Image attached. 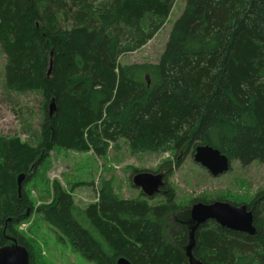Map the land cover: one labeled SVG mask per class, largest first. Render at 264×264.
<instances>
[{
    "label": "trees",
    "instance_id": "16d2710c",
    "mask_svg": "<svg viewBox=\"0 0 264 264\" xmlns=\"http://www.w3.org/2000/svg\"><path fill=\"white\" fill-rule=\"evenodd\" d=\"M175 1L0 0L4 89L39 93L45 110L36 144L0 133V248L24 247L38 264L19 230L36 215L92 264H189L192 240V264H264V190L247 203L218 198L252 211L253 236L212 221L191 233L189 210L179 218L187 206L166 184L177 158L163 163L154 204L143 191L123 199L112 180L84 208L57 181L39 206L22 187L54 148L103 158L119 140L132 155L209 145L242 166L264 163V0H184L158 63L120 64L164 27Z\"/></svg>",
    "mask_w": 264,
    "mask_h": 264
},
{
    "label": "rangeland",
    "instance_id": "374dc122",
    "mask_svg": "<svg viewBox=\"0 0 264 264\" xmlns=\"http://www.w3.org/2000/svg\"><path fill=\"white\" fill-rule=\"evenodd\" d=\"M184 5V0H176L164 27L140 50L122 56L120 64H157L171 27L183 12ZM4 65L5 55L0 50V133L6 137H19L34 145L39 141L40 125L45 113L44 101L39 93L7 92L4 89ZM51 104L52 102L49 106ZM55 111L54 107L52 114ZM176 158L180 160L179 167L171 168V177L166 184L174 187L177 203L187 206L181 209L179 218L191 206L202 202L201 198L204 197L208 199V203L221 201L218 198L223 196L224 200L247 203L257 192L264 190V163L253 162L242 166L238 161H232L228 173L212 178L206 170L194 163L190 154L132 155L123 140L117 142V148L110 147L103 158L92 151L77 153L54 148L39 170L43 178L38 175L36 180L28 181L22 187L28 189L36 206L48 201L49 189L46 183L53 181L59 182L64 190L71 192L79 208L96 202L100 184L105 180H112L115 192L123 199H135L141 192V189L132 186L137 173L164 176L166 168H161L163 163H174ZM134 170L140 172L135 173ZM152 196H155L153 204L161 201L158 192L152 193ZM33 219V222H27L19 230L33 241L38 264H92L69 249L60 235L45 225L38 216L34 215ZM192 228L193 225L190 229Z\"/></svg>",
    "mask_w": 264,
    "mask_h": 264
},
{
    "label": "water",
    "instance_id": "95a60500",
    "mask_svg": "<svg viewBox=\"0 0 264 264\" xmlns=\"http://www.w3.org/2000/svg\"><path fill=\"white\" fill-rule=\"evenodd\" d=\"M50 73V70L48 74ZM147 86L150 85V76H144ZM54 104L49 106V117L52 116ZM194 163L212 177H220L230 171L231 161L219 150L209 145H197L192 154ZM24 180V175H19L17 179L18 190H20L21 183ZM163 182L161 177L137 174L133 178L132 186L141 189L145 194L151 195L154 192H159ZM190 221L193 225L192 232L199 226L206 224L209 221L216 223L221 228L232 232L242 233L249 236L255 234L254 217L251 210H248L246 205L235 206L226 201H214L212 203L198 202L191 206L189 210ZM192 240V236H191ZM192 243L186 248V254L189 258V264H192L191 256L189 254ZM0 264H29L28 253L24 247L20 246H5L0 248ZM116 264H131L124 258L117 260ZM199 264V263H198Z\"/></svg>",
    "mask_w": 264,
    "mask_h": 264
},
{
    "label": "built area",
    "instance_id": "2783aa9c",
    "mask_svg": "<svg viewBox=\"0 0 264 264\" xmlns=\"http://www.w3.org/2000/svg\"><path fill=\"white\" fill-rule=\"evenodd\" d=\"M25 226H26V224H22V225L20 226V229H23Z\"/></svg>",
    "mask_w": 264,
    "mask_h": 264
}]
</instances>
